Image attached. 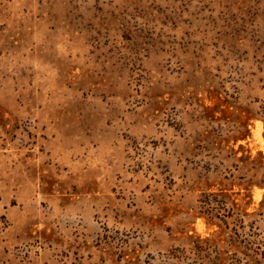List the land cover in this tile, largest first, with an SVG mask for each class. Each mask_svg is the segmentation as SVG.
I'll return each mask as SVG.
<instances>
[{"label":"rangeland","instance_id":"374dc122","mask_svg":"<svg viewBox=\"0 0 264 264\" xmlns=\"http://www.w3.org/2000/svg\"><path fill=\"white\" fill-rule=\"evenodd\" d=\"M0 264H264V0H0Z\"/></svg>","mask_w":264,"mask_h":264}]
</instances>
